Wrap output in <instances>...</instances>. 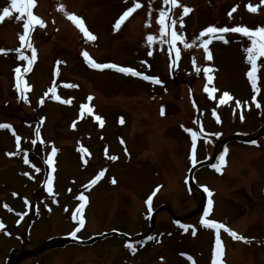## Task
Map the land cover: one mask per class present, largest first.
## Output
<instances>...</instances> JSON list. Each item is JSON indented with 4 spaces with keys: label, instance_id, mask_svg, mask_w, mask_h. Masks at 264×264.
Returning <instances> with one entry per match:
<instances>
[{
    "label": "rangeland",
    "instance_id": "1",
    "mask_svg": "<svg viewBox=\"0 0 264 264\" xmlns=\"http://www.w3.org/2000/svg\"><path fill=\"white\" fill-rule=\"evenodd\" d=\"M137 2L142 6L116 28L115 22L133 6V0H35L32 12L44 26L34 25L31 33L36 59L27 76L24 68L29 64L15 51L20 47L18 34L23 32V20L17 21L15 16L20 14L14 12L12 18L0 22V49L6 50L0 53V123L13 129L6 132L8 128H0V264H7L9 257L8 264H12L22 254L40 249L44 251L17 264H211L216 234L200 225L195 210L201 198L186 186L187 172L194 164L190 159L191 134L186 129L197 132L193 107L197 108L189 102L187 89L193 86L199 98L197 107L208 109L201 123L209 136L198 132L194 151L197 162L210 159L214 152L219 154V143L235 132L250 137L260 134L264 123V66L257 73V100L261 105L257 108L246 77L250 67L242 50L246 38L228 33L227 43L210 42V60L205 58L200 42L192 45V39L209 25L264 26V5L260 0H178L175 7L163 5L162 0ZM249 3L258 5V11H248ZM4 6H10V0H0V9ZM182 6L191 9L183 17V26L178 21L168 29L167 39L149 46L147 36L159 35L158 10L164 7L172 19L178 20ZM234 6L236 11L229 18ZM65 13L79 16L96 39L87 41ZM172 30L182 32L190 45L185 48L176 42L178 59L175 51L171 59L169 56ZM150 51L152 55H148ZM21 52L31 58L30 49L22 48ZM82 52L97 63L131 67L157 77L161 83L132 75L121 77L111 68H93ZM172 59H176L175 64ZM17 67L30 91H18ZM196 67L201 71L208 67V76L197 72ZM198 75L213 79L210 89L217 90L213 97L225 91L231 95L228 107H222L220 99L207 100L206 92L199 90L203 81L195 79ZM49 88L61 99H52L51 92L45 96ZM200 92L204 94L198 95ZM41 98L43 103L39 102ZM84 104L92 111L82 112ZM210 110H215L219 122L213 123ZM96 116L101 119L96 120ZM34 125L39 128L37 138L33 137L37 129ZM53 147L57 151L48 165L44 161ZM227 148L230 156L226 157L224 172L216 175L203 167L193 174L197 185L215 191L213 210L205 219L221 222L251 240L246 244L220 231L225 246L220 264H264V131L255 146L229 141ZM25 153L29 163H25ZM113 155L116 160L109 158ZM50 168L51 192L45 182ZM101 170H105L104 175L89 186L88 181ZM157 186L151 211L162 209L151 222L155 237L148 243L134 242L130 249L122 239L104 236L86 248L52 247L51 243L78 227L81 217L85 223L75 235L80 239L111 231L129 236L146 234L150 225L145 201ZM80 193L86 202L74 220ZM170 212L190 216L185 222L187 231L172 225Z\"/></svg>",
    "mask_w": 264,
    "mask_h": 264
},
{
    "label": "snow or ice",
    "instance_id": "2",
    "mask_svg": "<svg viewBox=\"0 0 264 264\" xmlns=\"http://www.w3.org/2000/svg\"><path fill=\"white\" fill-rule=\"evenodd\" d=\"M163 5H170L172 7H175L178 4V0H162ZM149 4H151V0H149ZM260 4L264 5V0H260ZM35 5V0H10V6H4L2 9H0V22H3L5 20V18H12L13 17V13H19L20 15H16L15 19L17 21L23 20V24H22V28H23V32L22 34H18V39L21 42L20 47L16 48L15 51L18 54V57L23 58L25 60H27L28 64H31L35 59H36V50L33 48L30 39H31V32L34 28V25H39L41 27L44 26V21L38 17L37 15H34L32 12V8ZM142 5L141 3L137 2V0H133V6L128 7L122 15L119 16V18L117 19V21L115 22V27L119 28V26L121 25V23L130 15L132 14L136 9L140 8ZM248 11L250 12H257L258 11V5H254L252 3H249L246 5ZM60 10L63 11V5L59 6ZM183 11L180 15V17L177 19H172L171 16L169 15V11L165 10L164 7H161L158 10V15H157V24L159 25V29H158V36L149 34L147 36V42L149 44V46H151V44L155 41H157L158 39H167V37L169 36V31L168 29L174 25L177 24V22L179 21V23L181 24V26H183V17L184 15H186L187 13H189L191 11V9L187 6H182ZM236 11V7L234 6L228 13L229 18H231L232 13ZM65 15L67 16V18L79 29V31L83 34V37L87 40V41H93L96 39L95 35L93 33H91L85 26L83 20L72 13H65ZM26 17V18H25ZM166 20L169 21V23H166ZM149 23L146 20L145 21V27H148ZM225 33H238L241 34V36H243L244 38H246V44L245 46L242 48L243 52L245 53V63L249 64L250 67L248 69V71L246 72V77L251 85V89L253 91V96H252V102L256 104V107L259 108L261 105L259 104L258 100H257V94H259L260 92V88L258 87V69L261 66H264V61H261L260 58H264V26H256L254 28H250L248 26H243V25H236L233 27H217L214 25H209L205 28H203L200 33L193 37L192 39V45H196L197 41L200 42L199 46L203 47V51L206 54L205 58L206 59H211V55H210V50L208 48V44L211 42V40L213 39H219L221 41L224 42H228L225 38ZM205 34H207L208 38L204 39ZM170 37L171 39L168 41V46H169V56L171 59V53L172 51H175L176 54V58H179L180 55V50L179 48L176 47V42L179 41L183 44V46L185 48L190 47V45L185 42V37L183 35L182 32L178 33L176 30H172L170 32ZM22 48H27L31 50V58H28L27 56H23L21 49ZM6 50L5 49H0V53H5ZM82 55L84 56L85 62L88 63L91 67L96 68V69H104V68H111L114 69L116 71H119L121 73L124 74H131L132 76H137V77H141L146 81H152L154 83H161V81L157 78V77H153V76H149V75H145L144 73L137 71L134 68L131 67H124V66H119L117 64L114 63H105V64H101V63H97L94 60H91L89 58V54L87 52H82ZM148 55H152V52L150 51L148 53ZM260 61V62H258ZM59 63V62H58ZM176 63V59H172V64ZM195 70L197 72L201 71V69L199 67H196ZM29 68L25 67L24 68V72H28ZM203 72L204 75L207 77L208 73H209V68L208 67H204L203 68ZM15 73H16V78H17V88L19 90V81H20V76H21V70L19 67H17L15 69ZM211 79V77H209V80ZM30 87V86H29ZM204 92L208 93L209 97L212 96L213 92L217 91L215 88H209L207 84H205ZM51 92L52 93V99L54 100H60L61 98L56 95L55 91L53 88H49L47 92H45V96L48 95V93ZM225 98L231 99L230 94L225 91L221 97H220V103H224L225 102ZM89 100L92 99V97H88ZM40 103H43V98H41V100L39 101ZM65 103H68L69 101H64ZM237 107H240V101H237ZM245 105L248 104L247 101L244 102ZM195 106V105H194ZM85 109H87L88 112H91L92 109L88 107L87 104L82 105L81 107V111L83 112ZM161 114H164V109L163 106L161 107ZM213 116H216V112L215 110H213ZM96 120H100L101 117L96 116L95 117ZM241 120H243V115L241 114ZM122 122V121H121ZM217 122H219V119L217 118ZM75 126V122L73 123V127ZM11 125L9 124H5V123H0V128H9L11 129ZM181 127H184L183 125ZM201 131H203L202 127L200 129ZM187 132H189L191 134V141H192V150L193 153L196 149V144H197V138H198V133L193 131V129L191 128H187L186 129ZM34 135L39 136V128H37L34 132ZM217 135H219V133H217ZM17 141H19V137H16ZM35 143V141H33ZM253 144L256 143V141H252ZM17 147H19V143L17 144ZM57 151V149H55L54 147L51 149V153L48 155L47 159L44 161V163L51 165L52 164V154H54ZM227 151V150H225ZM8 155H14V153H8ZM112 160H116L117 157L116 156H111L109 157ZM190 159H193V163H195V160L192 156H190ZM218 163L217 164H212L211 167L213 169H215L217 172L221 171V165H223L225 163V159H224V154L221 153V155L219 157H217ZM25 163H29V160L27 158V154L25 153ZM35 167V166H34ZM36 172H39L40 169L39 168H35ZM104 171L105 170H101L92 180L88 181V185H94L103 175H104ZM24 175H29L28 173H24ZM52 175L51 173L47 174L46 177V184L48 185V191L51 192V182H52ZM113 183H115V180L113 179L112 181ZM159 186H157V189L154 190L146 199L145 203L148 205L149 208V212L151 211V201L153 196L155 195V192L158 191ZM204 191L207 192L209 194V196H211V192L210 190L205 186L204 187ZM79 199V201H81V204L78 206L77 208V212L73 213V219H76L77 213L82 211L83 207H84V203L86 202V197L84 196L83 193H80L79 196L77 197ZM211 205H212V201L209 200V204L208 206H206L204 208V214L200 217V225L202 227H206L209 229H214L217 233L216 235V239H215V243L214 246L212 248V261L211 264H220V262H218V257L222 255L223 253V249H222V242L221 239L219 237V230L220 229H224L225 231H227L229 233L230 236H232L233 239H238V240H243L245 242H247V238L240 236L238 234H236L234 231L226 228V226L221 223V222H217L211 219H205V217H207L209 215L210 209H211ZM5 208H8V206L5 204L4 205ZM11 210V209H9ZM19 222V221H18ZM85 223V220L83 217L80 218L79 220V226L74 229V231L72 233H70V235L75 236L76 232L79 231V228L82 227ZM3 227V224L0 223V228ZM185 231H187V227H185ZM193 234H195V232H193ZM126 247L128 248H132V245H126ZM181 255H185V254H181ZM188 259H191V257H188Z\"/></svg>",
    "mask_w": 264,
    "mask_h": 264
},
{
    "label": "water",
    "instance_id": "3",
    "mask_svg": "<svg viewBox=\"0 0 264 264\" xmlns=\"http://www.w3.org/2000/svg\"><path fill=\"white\" fill-rule=\"evenodd\" d=\"M65 241V243L67 242L66 240H64Z\"/></svg>",
    "mask_w": 264,
    "mask_h": 264
}]
</instances>
